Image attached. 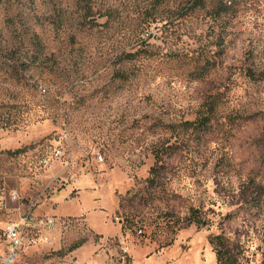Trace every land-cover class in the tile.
<instances>
[{
  "label": "rangeland",
  "instance_id": "rangeland-1",
  "mask_svg": "<svg viewBox=\"0 0 264 264\" xmlns=\"http://www.w3.org/2000/svg\"><path fill=\"white\" fill-rule=\"evenodd\" d=\"M28 210L21 262L264 264V0H0V227Z\"/></svg>",
  "mask_w": 264,
  "mask_h": 264
},
{
  "label": "built area",
  "instance_id": "built-area-1",
  "mask_svg": "<svg viewBox=\"0 0 264 264\" xmlns=\"http://www.w3.org/2000/svg\"><path fill=\"white\" fill-rule=\"evenodd\" d=\"M9 198L14 201L18 200L15 192L9 193ZM55 221L48 217L41 223L37 222L33 213L28 210L17 220L6 222L0 227V264H96L94 261L78 262L75 259L69 260H49L41 263L21 262L20 258L27 249L47 243L50 239L42 234L33 233L38 227L51 229Z\"/></svg>",
  "mask_w": 264,
  "mask_h": 264
},
{
  "label": "trees",
  "instance_id": "trees-1",
  "mask_svg": "<svg viewBox=\"0 0 264 264\" xmlns=\"http://www.w3.org/2000/svg\"><path fill=\"white\" fill-rule=\"evenodd\" d=\"M206 118H203L200 125H205ZM149 185L152 186L155 183V178H151L148 180ZM164 218V226L172 227L177 224L178 220L170 219L171 217H167L165 215ZM184 222L187 225L194 224L198 228H202L206 226L207 222L205 218L202 217L199 209H192L187 217L184 218ZM162 225V223H160ZM82 243V242H81ZM209 243L212 247V251L216 257V264H238V252H237V244L231 242L224 234H216L212 236L209 240ZM81 244H75L72 247V250L79 247Z\"/></svg>",
  "mask_w": 264,
  "mask_h": 264
}]
</instances>
